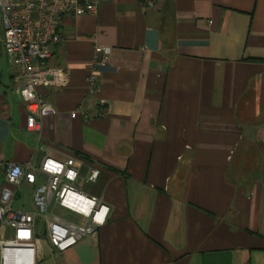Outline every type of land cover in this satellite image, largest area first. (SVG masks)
Returning <instances> with one entry per match:
<instances>
[{"label": "crops", "instance_id": "1", "mask_svg": "<svg viewBox=\"0 0 264 264\" xmlns=\"http://www.w3.org/2000/svg\"><path fill=\"white\" fill-rule=\"evenodd\" d=\"M59 33L48 64L69 83L41 89L56 112L38 132L0 44V192L8 163L74 156L100 170L81 188L110 212L35 264H264V0H103ZM95 44L112 49L103 106L86 84ZM32 193L12 207L34 211Z\"/></svg>", "mask_w": 264, "mask_h": 264}, {"label": "built area", "instance_id": "2", "mask_svg": "<svg viewBox=\"0 0 264 264\" xmlns=\"http://www.w3.org/2000/svg\"><path fill=\"white\" fill-rule=\"evenodd\" d=\"M101 1L0 0V44L6 63L16 71L15 80L23 81L18 94L27 111V131L38 132L41 121L56 112L41 89L63 88L69 83L67 69L48 64L52 48L62 42V17L95 14ZM139 1L145 9L155 6V0ZM111 51L109 46L95 44L88 66V94L99 106L104 100L98 98V67L109 63ZM83 166L86 171L81 174ZM99 174L96 166L74 156L57 160L45 155L37 165L31 160L6 164L0 192V264H35L42 239L64 251L94 234L108 219L110 208L85 193L81 184L95 182ZM24 184L33 186L32 212L12 207ZM66 214L80 220H70Z\"/></svg>", "mask_w": 264, "mask_h": 264}, {"label": "rangeland", "instance_id": "3", "mask_svg": "<svg viewBox=\"0 0 264 264\" xmlns=\"http://www.w3.org/2000/svg\"><path fill=\"white\" fill-rule=\"evenodd\" d=\"M0 40H1V37H0ZM66 216H67L70 220L75 221V217H74V215H72V214H66ZM40 246H41V251H43V252L47 251V249H48V242H47V240L42 239V240L40 241Z\"/></svg>", "mask_w": 264, "mask_h": 264}, {"label": "water", "instance_id": "4", "mask_svg": "<svg viewBox=\"0 0 264 264\" xmlns=\"http://www.w3.org/2000/svg\"><path fill=\"white\" fill-rule=\"evenodd\" d=\"M43 236H44V234H43ZM43 236H42V237H43Z\"/></svg>", "mask_w": 264, "mask_h": 264}]
</instances>
